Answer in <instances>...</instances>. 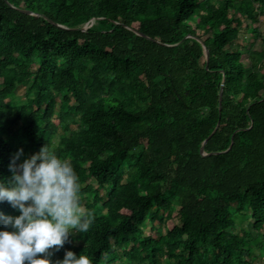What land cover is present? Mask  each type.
Returning a JSON list of instances; mask_svg holds the SVG:
<instances>
[{"label": "trees", "instance_id": "1", "mask_svg": "<svg viewBox=\"0 0 264 264\" xmlns=\"http://www.w3.org/2000/svg\"><path fill=\"white\" fill-rule=\"evenodd\" d=\"M262 22L264 0H0V181L21 148L17 164L48 144L95 217L52 264L68 250L93 264L264 254Z\"/></svg>", "mask_w": 264, "mask_h": 264}, {"label": "clouds", "instance_id": "2", "mask_svg": "<svg viewBox=\"0 0 264 264\" xmlns=\"http://www.w3.org/2000/svg\"><path fill=\"white\" fill-rule=\"evenodd\" d=\"M22 153L21 148L9 165L12 178L0 181V201L20 210L15 217L0 213L5 225L0 230V264H52V250L63 247L73 233L88 232L94 213L82 206L79 178L68 159L60 158L48 144L17 164ZM55 264L93 261L88 254L77 256L68 250Z\"/></svg>", "mask_w": 264, "mask_h": 264}, {"label": "water", "instance_id": "3", "mask_svg": "<svg viewBox=\"0 0 264 264\" xmlns=\"http://www.w3.org/2000/svg\"><path fill=\"white\" fill-rule=\"evenodd\" d=\"M23 11L31 12V11H29V10H27V9H23ZM35 14H37V13H35ZM44 16H45L46 18H48L46 15H44ZM49 20H51V19H49ZM51 21H52V20H51ZM89 25H90V24L86 23V24H84L83 26H80V27H74V29L85 30V29H87V27H88ZM133 30H134L135 32H137L138 34H141V35H143V36H146V37L152 39L151 36L145 34L144 32L140 31V30L137 29V28H133ZM201 42H202V44H203V48H204V53H205L206 61H208V60H209V50H208L207 46L205 45V43H204L202 40H201ZM222 85H223V81L221 82L220 94L222 93ZM217 126H218V123L216 124L215 128L211 131V133H210V134H209V135L203 140V142H202V145H201V147H200V151H201V153H202L203 155H208V154L213 153V151H212V152H206V151H204V144H205V142L208 140V138L213 134V132L215 131V129L217 128ZM231 143H232V141H231ZM230 146H231V145H230ZM230 146H229L228 148H230ZM214 152H219V151H214Z\"/></svg>", "mask_w": 264, "mask_h": 264}, {"label": "rangeland", "instance_id": "4", "mask_svg": "<svg viewBox=\"0 0 264 264\" xmlns=\"http://www.w3.org/2000/svg\"><path fill=\"white\" fill-rule=\"evenodd\" d=\"M245 23H246V20L243 17L238 18V24H240L241 27L244 26ZM260 26L263 27L264 22H262L260 24ZM245 36H246L245 32L242 28L241 29V39L238 40L237 42L244 43L245 42ZM25 90H26V87L24 85L19 86L18 89L16 90L17 97H23ZM254 264H264V254L262 256H260L259 259L255 260Z\"/></svg>", "mask_w": 264, "mask_h": 264}]
</instances>
